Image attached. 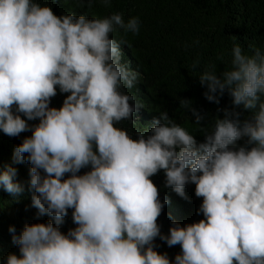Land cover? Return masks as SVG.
<instances>
[{
  "label": "clouds",
  "instance_id": "obj_1",
  "mask_svg": "<svg viewBox=\"0 0 264 264\" xmlns=\"http://www.w3.org/2000/svg\"><path fill=\"white\" fill-rule=\"evenodd\" d=\"M78 3L107 8L112 0ZM119 29L138 35L139 18L58 16L41 0H0V132H31L13 163L31 166V207L51 217L18 235L10 226L19 255L9 253L6 264H264V53L234 42L229 67L199 75L209 102L219 104L227 92L250 119L241 123L239 112L225 109L209 130L182 99L203 142L167 111L133 138L121 125L143 107L126 91L140 73L122 63L112 38ZM58 91L67 94L63 104L51 106ZM161 171L166 188L187 200L194 184L202 198L203 218L174 221L167 234L158 220L170 201L151 179ZM17 175L12 165L0 171V187L13 196L24 192ZM70 209L76 227L65 234ZM157 238L180 246L174 261L157 250Z\"/></svg>",
  "mask_w": 264,
  "mask_h": 264
},
{
  "label": "trees",
  "instance_id": "obj_2",
  "mask_svg": "<svg viewBox=\"0 0 264 264\" xmlns=\"http://www.w3.org/2000/svg\"><path fill=\"white\" fill-rule=\"evenodd\" d=\"M50 6L54 13L63 16L75 13L87 18H103L112 13H121L125 22L138 17L140 31L138 35L125 33L119 29L112 34L120 43L122 63L140 73L133 88L126 89L134 95L143 106L133 115V122L124 121L121 125L136 137V130L147 131L154 118L167 111L170 118L194 134L198 142H203L204 134L198 132L195 116L190 110L181 108L180 101L188 99L192 107L205 117L203 125L214 124L216 118H224V110H235L240 113L241 123L251 118V111L243 106H235L232 97L225 92L220 103L209 102L201 86L199 75L212 65L217 71L229 67L233 43H239L246 53L255 45L264 53V0H112L111 7L100 3L81 6L78 0H41ZM199 43H195L196 41ZM130 45V47H129ZM196 60V68L192 65ZM67 94L59 93L52 99L51 106L61 107ZM135 104V102H131ZM30 124L38 121H30ZM31 132L21 133L18 137H9L0 132V171L9 165L18 169L16 180L24 187V192L13 196L0 187V264H6L9 253L19 255V249L12 242L10 226H15L16 234H20L25 224L46 223L51 217L38 216L37 209L31 207L32 191L29 187L30 165L13 163L14 149L22 143ZM244 145L242 139L237 142ZM250 147V146H249ZM90 169H82L84 174ZM154 183L160 189V199L168 200L158 223L162 233L167 234L172 223L181 225L198 222L203 215H197L202 198L195 196V185L190 184L185 191L188 199L177 195L166 188L163 171L153 176ZM72 210H69L65 223L61 226L65 234L72 223ZM157 250L167 252L174 261L175 255L181 252L179 245L169 248L159 238L156 240Z\"/></svg>",
  "mask_w": 264,
  "mask_h": 264
}]
</instances>
